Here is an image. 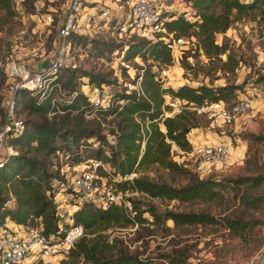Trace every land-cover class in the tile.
Instances as JSON below:
<instances>
[{
  "label": "rangeland",
  "instance_id": "1",
  "mask_svg": "<svg viewBox=\"0 0 264 264\" xmlns=\"http://www.w3.org/2000/svg\"><path fill=\"white\" fill-rule=\"evenodd\" d=\"M131 1L99 0L92 4L90 9L88 6L91 4L82 5L77 15L78 26L66 41L67 54L64 66L59 71L60 91H56L54 102L51 103L55 112L48 111L44 117L50 121L54 113H65L61 106L70 102L71 92L62 87L64 81H71V84L74 83V90L82 93L87 87L96 86L89 82L87 76H81L83 72L101 75L106 80L104 87L113 96L123 90L138 91L140 68L146 65H149L161 86L174 90L180 85L235 86L234 100H248L249 109L246 112L237 117L231 125H223L206 114H196L199 126L189 130L201 137V143L222 141L228 146L226 164L202 178L217 183L214 189L218 191L219 197L202 203L159 200L139 194L127 196L139 202L137 205L140 209L153 207L157 212H203L211 215L215 222L174 226L170 220H164L150 224L148 222L152 221V218L144 212L142 215L148 220L147 223L140 225L136 222L135 225L130 224L125 228L112 226L103 233L109 240L112 237L120 240L127 253L148 259L151 264H246L264 249V22L257 24L247 19L237 20L224 33L215 36L218 44L223 39L227 41L231 56L237 61L232 70L219 71L208 66V61L198 49L193 35L180 36L182 42L179 43L177 51L170 53L169 65L158 64L148 57L141 59L135 56L126 60L125 44L138 38L128 32L119 36L117 27L123 22ZM153 1L158 5L161 18L173 13L182 14L189 21L195 19L186 0ZM65 3L66 0H10L11 13L0 10V67L10 54L9 50L15 37L20 35L27 40L28 48L36 49L37 55L32 57L33 63L41 66L56 45V31ZM102 10H107V21L96 19ZM40 13H49L51 22H38L36 15ZM30 58L31 55L27 54L25 60ZM220 58L224 60L225 55ZM132 86L136 88L133 89ZM23 96L27 97L28 94L24 93ZM163 99L164 104L168 105L164 116L178 113L183 105L181 100L166 94ZM114 101L113 105H116L118 102ZM17 116L23 121L34 119L21 104L18 106ZM82 116L84 122L93 123L88 120L91 118L98 120L99 133L109 139L116 131L115 121L110 116L96 115L95 112H85ZM3 118L0 115V126ZM160 128L162 129L161 126ZM89 141L91 144L95 143L94 139ZM55 144L62 147L60 149L66 155L60 151L50 156L48 160L52 165L49 169L54 168L53 164L59 166L64 162L73 165L65 158L68 156L70 159L78 152L70 139L64 141L57 138ZM86 153L88 149H82L79 155ZM170 156L173 161L198 178L188 162L184 161L185 166L182 165L183 155L171 148ZM97 162L99 164L95 169L96 175L106 178L111 188L118 190L113 185L117 178L113 176L111 164L105 163L103 159ZM132 176H142L175 186L186 182L184 178L156 165L137 169ZM7 205L12 206L13 201L9 200ZM226 221L235 222L234 229H229ZM66 255L61 259L66 258ZM23 263H26V260Z\"/></svg>",
  "mask_w": 264,
  "mask_h": 264
},
{
  "label": "trees",
  "instance_id": "2",
  "mask_svg": "<svg viewBox=\"0 0 264 264\" xmlns=\"http://www.w3.org/2000/svg\"><path fill=\"white\" fill-rule=\"evenodd\" d=\"M193 11L195 19L187 20L182 14L170 13L162 18L168 33L174 38L193 35L198 49L207 59L208 66L224 71L232 70L237 61L232 58L227 41L219 44L215 36L222 34L237 20L247 19L257 24L264 22V0H186ZM0 10L11 13L10 0H0ZM170 50L163 39L149 41L138 38L125 44L124 59L135 56L152 59L158 64L171 63ZM225 55V59L220 58ZM139 90L116 94L114 100L118 103L108 107H96L89 104L84 93L74 90V83L66 80L62 87L76 94L61 106L65 113L53 117L48 121L44 114L55 112L51 103L56 93L52 87L41 99L36 95H28L18 90L14 99L15 115L18 106L33 115L24 122V129L18 135L9 138L8 142L16 152L2 158L0 165V229L10 222L21 226H36L44 235L52 234L57 228L55 205L53 201L54 188L60 181L59 166L52 165L48 158L62 151L55 144L57 138L70 139L71 144L78 149L73 157H65L70 164L84 162L87 159L101 160L110 163L113 176L116 180L113 185L119 191H136L143 197L157 198L159 200H176L179 202H209L219 197L214 188L217 183L211 179L197 178L170 156L172 145L181 151H189L192 147L187 133L190 129L199 126L193 106L208 102L222 101L228 103L229 108L234 100L235 86L228 84L212 86L200 84L196 87L180 85L175 90L163 87L149 65L141 67ZM89 82L99 86L106 80L99 75L83 72ZM60 86L59 75L56 80ZM6 77L3 65L0 67V115L4 117V94L6 90ZM185 101L178 113L164 116L168 105L164 104L163 95ZM3 104V105H2ZM190 104V105H189ZM225 105V104H224ZM95 112L104 117L110 116L115 124L116 131L107 138L98 131L99 122L95 118L88 119L93 122H84L82 114ZM4 119V118H3ZM3 123V122H2ZM1 123V124H2ZM162 127V129L160 128ZM94 139L91 144L89 140ZM142 144V147H141ZM66 150L68 148L64 147ZM60 149V150H59ZM88 149V153L81 154ZM66 163V162H64ZM150 165L167 170V172L180 176L186 180L183 185H171L147 179L135 174L137 169ZM207 177V176H206ZM205 177V178H206ZM113 178V177H111ZM204 178V177H203ZM13 201L12 206L7 202ZM134 211V221L138 224L147 223L143 217L147 212L152 221L150 224L170 220L172 225L210 224L215 219L203 212H157L153 207L140 209L139 202L130 199ZM73 223L81 225L83 234L69 249L66 258L57 264H151L148 259H141L129 254L120 244V240L112 237L107 239L103 233L108 227L125 228L130 225L122 207L111 205L101 208L90 201H83L72 215ZM229 229H234L236 223L226 221ZM10 231V230H9ZM35 264H45L37 262ZM264 264V261L263 263Z\"/></svg>",
  "mask_w": 264,
  "mask_h": 264
},
{
  "label": "built area",
  "instance_id": "3",
  "mask_svg": "<svg viewBox=\"0 0 264 264\" xmlns=\"http://www.w3.org/2000/svg\"><path fill=\"white\" fill-rule=\"evenodd\" d=\"M97 1L99 0H66L56 31V45L41 66L33 63L32 57L37 55L36 49L28 48L27 40L21 35L15 37L9 50L10 54L3 64L7 84L3 105L4 119L0 126V165L4 156L16 152L15 148L9 144V138L18 135L24 129L23 120L15 115L14 99L17 91H24L31 96L36 95L38 99L43 98L52 87L60 91L56 80L64 66L67 54L66 41L78 26L77 15L82 5L91 4L88 6L90 9ZM159 14V8L153 0H132L123 22L117 27L119 36L121 33L128 32L132 36L149 41L163 39L166 47L174 53L182 39L174 38L167 32ZM96 19L107 21V10L100 11ZM36 20L49 24L52 19L49 13H40L36 15ZM27 54L31 55L29 60H25ZM161 72L164 74V70ZM137 84V90H139L138 81ZM104 86L105 84L101 83L99 87H87L83 91L86 101L96 107L112 106L115 102L114 96ZM132 88L136 87L132 86ZM75 94V91L70 93V100ZM52 101L54 99H51ZM181 103L184 104L185 101L181 100ZM192 109L196 114H206L223 125H231L237 117L249 109V103L246 98H237L229 108L222 101H215L193 106ZM171 145L174 151L183 155L182 165L185 166L184 161L188 162L199 178L208 176L212 171L226 164L229 153L227 144L222 141L194 144L189 151L185 152ZM98 164L97 161L86 160L73 165L63 163L59 167L61 179L52 185L55 189L53 201L57 228L52 234L44 235L36 226H23L16 231H9L6 227H2L0 229V264H35L37 262L57 264L83 234L81 225L73 223L72 215L85 200L101 208H108L111 205L120 206L130 223L136 224L132 204L127 196L142 194L111 188L106 178L96 175L95 169ZM131 176L132 174L124 178L130 179ZM196 259L198 261L197 257ZM24 260L26 263H23ZM263 261L264 249L256 253L246 264H262Z\"/></svg>",
  "mask_w": 264,
  "mask_h": 264
},
{
  "label": "crops",
  "instance_id": "4",
  "mask_svg": "<svg viewBox=\"0 0 264 264\" xmlns=\"http://www.w3.org/2000/svg\"><path fill=\"white\" fill-rule=\"evenodd\" d=\"M158 6V5H157ZM187 137H188V140L189 142L191 143V145H194V144H200L201 143V137L199 135H196V134H193L191 132H188L187 133ZM204 141V140H203ZM202 141V142H203ZM7 229H9L10 231H16L18 228H22L23 226L21 225H16V224H13V223H10V222H7L5 223L4 225Z\"/></svg>",
  "mask_w": 264,
  "mask_h": 264
}]
</instances>
